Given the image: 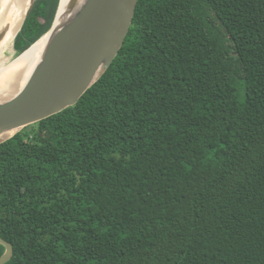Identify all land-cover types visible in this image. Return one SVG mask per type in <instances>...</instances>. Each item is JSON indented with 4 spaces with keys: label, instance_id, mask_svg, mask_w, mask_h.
Instances as JSON below:
<instances>
[{
    "label": "trees",
    "instance_id": "1",
    "mask_svg": "<svg viewBox=\"0 0 264 264\" xmlns=\"http://www.w3.org/2000/svg\"><path fill=\"white\" fill-rule=\"evenodd\" d=\"M0 237L7 264H264V0H139L79 102L0 144Z\"/></svg>",
    "mask_w": 264,
    "mask_h": 264
},
{
    "label": "water",
    "instance_id": "2",
    "mask_svg": "<svg viewBox=\"0 0 264 264\" xmlns=\"http://www.w3.org/2000/svg\"><path fill=\"white\" fill-rule=\"evenodd\" d=\"M138 2L86 0L70 21L56 27L60 1L55 21L48 32L51 39L43 59L20 92L0 102V144L25 127L79 102L119 54L132 26ZM2 38L0 34V41ZM12 132L15 133L10 136ZM0 244L6 248L0 264H7L14 256V247L2 237Z\"/></svg>",
    "mask_w": 264,
    "mask_h": 264
},
{
    "label": "bare ground",
    "instance_id": "3",
    "mask_svg": "<svg viewBox=\"0 0 264 264\" xmlns=\"http://www.w3.org/2000/svg\"><path fill=\"white\" fill-rule=\"evenodd\" d=\"M85 2L86 0H62L55 26L60 27L70 21ZM20 4L21 0H0V34L3 35L0 41V102L12 98L23 89L43 59L51 39V33H47L13 61L9 58L8 53L13 52L17 34L33 3L24 8Z\"/></svg>",
    "mask_w": 264,
    "mask_h": 264
},
{
    "label": "rangeland",
    "instance_id": "4",
    "mask_svg": "<svg viewBox=\"0 0 264 264\" xmlns=\"http://www.w3.org/2000/svg\"><path fill=\"white\" fill-rule=\"evenodd\" d=\"M33 0H28L25 4H23V1L21 0V7L22 8H24L26 5H28V7H30V5L34 2H32ZM29 11V10H28ZM15 43V42H14ZM15 52V53H14ZM11 53H13V54H11ZM10 55V56H9ZM8 56H9V58L13 61L14 59H16L19 55H18V53H17V50L15 49V46H14V50H13V52H10V53H8Z\"/></svg>",
    "mask_w": 264,
    "mask_h": 264
}]
</instances>
